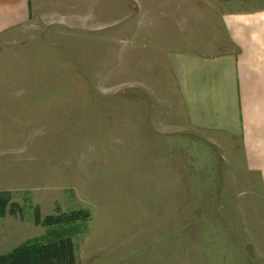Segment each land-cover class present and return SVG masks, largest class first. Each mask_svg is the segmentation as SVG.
I'll list each match as a JSON object with an SVG mask.
<instances>
[{
    "label": "rangeland",
    "instance_id": "obj_1",
    "mask_svg": "<svg viewBox=\"0 0 264 264\" xmlns=\"http://www.w3.org/2000/svg\"><path fill=\"white\" fill-rule=\"evenodd\" d=\"M245 1L30 0L0 33V255L70 237L76 264H264L263 179L190 125L171 63Z\"/></svg>",
    "mask_w": 264,
    "mask_h": 264
},
{
    "label": "crops",
    "instance_id": "obj_2",
    "mask_svg": "<svg viewBox=\"0 0 264 264\" xmlns=\"http://www.w3.org/2000/svg\"><path fill=\"white\" fill-rule=\"evenodd\" d=\"M243 5L217 21L221 39L209 50L173 55L172 74L190 125L238 141L264 183V0ZM30 10V0H0V33L26 24Z\"/></svg>",
    "mask_w": 264,
    "mask_h": 264
},
{
    "label": "trees",
    "instance_id": "obj_3",
    "mask_svg": "<svg viewBox=\"0 0 264 264\" xmlns=\"http://www.w3.org/2000/svg\"><path fill=\"white\" fill-rule=\"evenodd\" d=\"M9 202L10 196L7 193L0 192V207L4 208ZM16 206L15 204L11 205L10 214H15ZM89 217L90 213L88 211L78 210L48 215L41 219L38 209H35V224L44 227L85 221ZM0 264H76L74 245L70 237L59 238L47 243L26 244L12 252L1 254Z\"/></svg>",
    "mask_w": 264,
    "mask_h": 264
}]
</instances>
